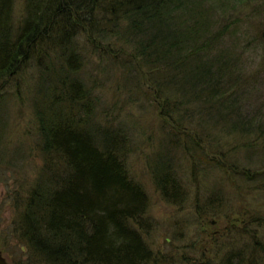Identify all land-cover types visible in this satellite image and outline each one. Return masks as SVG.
I'll return each instance as SVG.
<instances>
[{
    "label": "trees",
    "instance_id": "trees-1",
    "mask_svg": "<svg viewBox=\"0 0 264 264\" xmlns=\"http://www.w3.org/2000/svg\"><path fill=\"white\" fill-rule=\"evenodd\" d=\"M204 1L22 0L15 20L14 0H0V104L9 84L17 86L29 67L37 71L31 106L42 164L13 228L30 260L161 264L146 241L152 228L148 194L127 165L132 152L129 128L116 115L98 110L97 79L86 76L89 61L78 35H84L100 57L103 46L98 44L110 42L134 54L133 62L110 64L122 69V76L144 83L154 106L161 108L163 128H168L162 129L159 146L167 150L156 148L149 166L164 200L184 203L171 152L182 150L192 159L198 153L200 163L197 139L206 142V150L215 148L214 166L257 178L264 188V120L260 107L250 103L253 84L264 86V77L257 79L264 63L257 73L245 71L241 50L225 47L224 35L207 28ZM252 39L264 48V22ZM188 103L197 107L193 116L181 113ZM185 122L196 126L187 134L182 133ZM209 124L250 139L246 150L252 146L263 153L256 156L260 166L249 170L244 162L231 160L228 145L210 144L206 131H197ZM247 158L252 160L250 154ZM256 248L264 257V246ZM245 256L232 251L224 264H247ZM6 259L32 264L29 259Z\"/></svg>",
    "mask_w": 264,
    "mask_h": 264
},
{
    "label": "rangeland",
    "instance_id": "rangeland-1",
    "mask_svg": "<svg viewBox=\"0 0 264 264\" xmlns=\"http://www.w3.org/2000/svg\"><path fill=\"white\" fill-rule=\"evenodd\" d=\"M202 7L206 12L203 16L209 25L207 28L224 35L225 47L241 50L243 61L240 63L246 72H259L264 63V48L254 43L252 36L256 27H261L264 22V0H205ZM22 8V0H14L15 20ZM77 41L89 61L86 66L89 75L86 76L97 79L98 110L107 111L110 117L116 115L129 128L132 152L127 165L132 177L143 185L148 194L152 228L146 241L161 264L169 260L171 264H224L232 251L246 255L247 264H264V257L259 256L256 248L264 246V188L260 186L261 181L237 171L226 173L214 166L213 161L217 159L213 152L215 148L208 151L206 142L197 139L194 146L199 147L203 154L200 163L198 153L192 159L190 153L182 150L175 155L171 152L176 177L184 189V203L175 205L164 200L154 184L149 166L156 148L167 150L163 148L166 145L159 146L163 136L161 132L168 128L167 125L163 128L161 108L154 106V97L149 93L151 90L143 86L144 83L128 79L129 74L122 76L124 71L112 69L110 64L112 61L120 65L127 59L133 62L134 54L110 42L98 44L103 46L100 57L98 52H93L84 35H78ZM263 77L261 72L257 79ZM36 79V69L29 67L18 78L17 86L12 82L2 92L7 96L0 104V250L3 256L14 262L29 259L32 264H46L33 256L30 260L27 246L22 245L13 233L18 212L24 206L42 164L31 106V92ZM252 88L254 96L250 103L260 107L259 116L264 120V86L256 82ZM149 94L151 98H148ZM196 109L188 103L181 108V113L193 116ZM198 121L196 119L195 124ZM186 124L183 126L184 134L196 127L195 124ZM203 130L206 131L204 138L208 137L210 144L228 145L233 155L231 160L240 164L244 162L249 170L260 166L256 156L263 153L252 146L249 152L246 150L252 142L250 139L221 132L213 124L204 129L197 128L199 133ZM249 154L251 161L247 158ZM249 226L248 236L246 229Z\"/></svg>",
    "mask_w": 264,
    "mask_h": 264
},
{
    "label": "water",
    "instance_id": "water-1",
    "mask_svg": "<svg viewBox=\"0 0 264 264\" xmlns=\"http://www.w3.org/2000/svg\"><path fill=\"white\" fill-rule=\"evenodd\" d=\"M0 264H13L10 263L5 256H3L2 251L0 250Z\"/></svg>",
    "mask_w": 264,
    "mask_h": 264
}]
</instances>
